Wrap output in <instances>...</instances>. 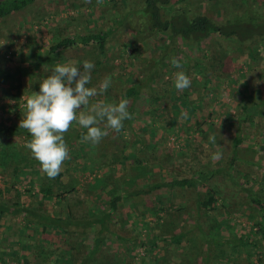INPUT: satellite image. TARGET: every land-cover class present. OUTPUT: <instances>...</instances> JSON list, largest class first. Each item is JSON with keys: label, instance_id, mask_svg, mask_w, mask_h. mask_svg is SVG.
Wrapping results in <instances>:
<instances>
[{"label": "rangeland", "instance_id": "1", "mask_svg": "<svg viewBox=\"0 0 264 264\" xmlns=\"http://www.w3.org/2000/svg\"><path fill=\"white\" fill-rule=\"evenodd\" d=\"M243 1H247V6L242 5ZM188 2L183 5L188 17L202 13L221 25L250 11H256L260 16L256 17L257 22L264 20V0ZM131 6L128 3V7ZM121 12V0H41L0 21V206L11 208L10 214L0 215L1 245L8 246L3 242L8 239L20 254L25 255L24 247L28 242V245L41 243L46 247L43 243L50 239L51 248L57 249L55 257H59L66 249L65 239H68V234L61 232L63 228H57L58 232L54 227L44 230V222L37 221L34 216L26 217L24 210L20 214L12 210L27 207L39 215L59 219H65L69 213L71 220L82 224L103 216L115 197L120 198L118 211L106 221L101 234L105 237L104 243L93 256L97 261L116 254L123 264H154L152 257H155V264H160L162 252L158 248L150 255L146 251L148 242L160 232L158 223L166 228L167 221L175 223L167 232L169 236L181 226L202 228L192 234L202 245L200 238L209 221L204 217L194 221L189 211L183 212L181 217L178 210L182 204H194L196 190L179 191L164 185L147 194L144 191L159 182L196 181L195 177L199 179L200 174L219 168L235 142L238 128L235 120L243 113L238 100L243 97L248 111L256 113L257 117L253 124L246 121L240 125L243 134L238 145L239 174L233 175L234 180H231L219 172L213 180L226 196L227 206L230 204L229 208L221 209L222 201H219L218 217L214 219L219 223L217 233L225 242L229 241L221 247L229 260L205 262L202 254L180 258L184 260L183 264H264V242L260 235H257L256 247L253 244L243 247L237 241L233 243L234 238L254 237L253 224L260 221V212H250L249 204L244 203L246 193L242 189L264 190L259 178L264 177V107L261 105L264 100V41L255 39L240 43L214 36L206 40L204 50L185 48L191 54L175 58L182 66L177 69L166 55L161 58V52L153 53L149 49L155 40L147 34L140 36V42H131L140 48L135 53L131 51L130 40L134 32L129 28L139 21V16L132 13L123 27H117L109 38L104 56H99L93 48L47 53L48 47L62 38L111 28L115 25L112 19ZM142 21L140 15V24ZM84 60L94 64L88 87L98 88L105 78L111 81L109 92L106 90L90 102L118 103L124 99L129 87L136 86L138 97L128 99V108H133L134 113L132 111V118L123 123L119 133L109 130L108 135L95 145L81 142V134L86 130L73 123L64 135L70 158L64 161L59 175L49 179L25 147V138L31 136L19 127L25 113L26 97L39 93L40 82L51 74L57 63H72L83 71ZM153 60L159 64L156 75L149 67ZM181 70L191 81L187 92L174 87L175 72ZM150 73L154 75L151 80ZM153 96L158 98L157 101H151ZM151 111L162 114L152 115ZM204 111L210 118L205 116L208 113H201ZM171 117L176 122H167ZM168 132H171L169 137L165 136ZM210 136H215L220 145L211 143ZM143 146L146 148L141 150ZM215 152H220L222 158L213 161L211 156ZM24 157L35 163L19 164ZM253 163H257L259 170ZM49 187L51 194L42 192ZM259 194L264 196V191ZM149 206L163 207L165 211L152 215ZM67 230L78 238L83 247L80 253L87 255L93 244V229L72 225ZM177 233L178 230L173 234ZM119 235L126 240H115L114 237ZM18 239L22 242L18 243ZM174 250L178 255L188 253L179 248ZM10 260L12 263L15 258ZM59 262L60 259H56L48 264H63Z\"/></svg>", "mask_w": 264, "mask_h": 264}, {"label": "trees", "instance_id": "2", "mask_svg": "<svg viewBox=\"0 0 264 264\" xmlns=\"http://www.w3.org/2000/svg\"><path fill=\"white\" fill-rule=\"evenodd\" d=\"M39 1L41 0H0V21H5L10 16L22 12L27 7ZM128 3L132 4L131 8L128 7ZM185 3H189L188 0H121V8H123V12L118 14L116 18L112 19L115 21V27L112 26L107 30H99L98 32L91 34L62 38L52 43L48 47L47 53L49 55H53L60 51L93 48L99 53V56H104L106 44L108 43L109 38H111L113 32L116 31L117 27H123L124 23L128 21L127 17L132 13H136L137 17L139 16V21L137 22V24L129 28L131 32H134V37L130 40V45L132 47L131 51H133L134 53L137 52L140 48H137V46H135L131 42H136L137 40H139L140 42V36L145 34H147L150 39L152 38V40H155L153 44L150 43L151 46L149 47V49H151L153 53L161 52V58L165 57L166 55L167 60L172 58H179L180 55L188 57V55L191 54L188 49L192 50L193 48H197L198 50H204L206 40L213 38L214 36L220 40L227 41L234 39L240 43L255 39L264 41V20L257 22L256 17L260 16L256 11L245 12V14L240 15L234 19H229V21H226L225 24L221 25L215 22L212 17H209L202 13L194 14L188 17L186 11L183 8V5ZM247 4V1L242 2V5L244 6H247ZM140 15L143 19L141 24ZM238 18H240V20H238L240 23H238V21L236 20ZM148 42H146V44ZM125 45L127 47L130 46L129 44ZM185 48H188L187 51L184 50ZM169 63L170 62H168V64ZM158 65L159 64H157L154 60L149 65L150 69L153 70L154 75H156L158 71ZM153 74H149L150 80L153 78ZM186 89H184L185 92H187ZM107 90V92H109L110 89L108 88ZM138 95L139 89H137L136 86L129 87L124 93V99H136ZM151 99V101L155 102L158 98H154L153 96V98L151 97ZM185 103L189 105L187 101ZM238 105L241 106L243 113L237 120H235V124L238 125L235 133V142H233L231 148L232 150L230 151L226 161L221 163L222 165L219 168L212 169L210 170V172L204 175L200 174V180L195 177L196 181L194 179H181L172 181L167 184H161V182H159V184H151L149 189L144 191V193L147 194L152 190H157L158 188L163 187L164 185H167V187L169 188H177V190L179 191L186 188H191L194 191L196 190V198L194 204H182L178 207V210L181 213V217L183 216V212L187 213V211H189L188 214L192 215L194 221H198V219H200L201 217H204L209 221V225L206 227L207 230L204 232L203 237L200 238V241L203 243L202 245L198 242L199 239L196 238V236H192L194 230L200 231L202 228L199 229L198 226H192L190 229H187L181 226L179 227V229H176L179 233L173 234L176 232L175 230L169 236L167 235V232L169 233V231L172 230L175 226L174 221H167L165 224L166 228H163L158 223L160 232H158V234L151 238V240L148 242L146 254L150 255L158 248V251L162 252L159 257L161 260L160 264H183L182 262L184 260L180 257H197V255L199 254H202L204 256L205 262H209L213 259H216L217 261L219 259L225 261L229 260V257H227V252L221 248L224 243L229 241L225 242L224 238L220 237L219 233H217L219 223L214 219L218 217L216 216V212L219 209V201H222L221 209L229 208L230 204L229 206H227L228 204H226V196L221 194L218 185L213 180L216 175H219V172L223 173L231 180H234L233 175L239 174V163L241 161V158L239 156L238 145L241 143V135L243 134V129L240 125L246 121H250L253 124L254 120L257 117V114L250 113L248 111L246 100L243 97L238 100ZM261 105L264 107V100H261ZM128 111L130 115H133V108L129 107ZM152 112V115H154L155 113H157V115L162 114L160 111H151V113ZM201 113L205 115L208 112L204 111ZM205 116H208L210 118L209 113ZM153 119H155L154 116ZM170 120H174V122H176L175 118L172 117L167 122H169ZM128 121L129 119L125 120L124 122ZM232 123L233 122H231L230 124L232 125ZM255 125L257 126V124ZM217 131L219 132V129H217ZM170 133L171 132L166 133L165 136L169 137L171 135ZM25 139L26 141H29L31 138L26 137ZM65 141L67 142V140ZM216 143L220 145L219 141H217ZM145 148L146 147L143 146L141 147V150ZM152 149L154 151L155 147H153ZM222 150L224 151L225 148H223ZM168 161L166 163H168ZM140 162H142V160H140ZM18 163H23L24 166H28L34 164L35 162L24 157ZM252 165L255 166L257 170H259L257 163H253ZM243 177H246V175H243ZM259 178L262 179L261 185L264 186V177L259 176ZM51 191L52 190L50 189V187L42 189V192L45 194H51ZM242 191L243 193H246L245 199L243 200L245 204H249L248 207L250 208V212H256V210L260 212V221H256L255 224H253L252 234L254 237L251 238L250 236H246L244 238H234L235 241L233 239L231 240H233V243L237 241V243L243 247L250 246L252 244L255 246L256 241L259 240V238H257V235H260V240L264 242V196H261L259 194L260 191L263 192L264 190L259 189L258 191L253 192L251 189H242ZM134 194H137V192ZM119 199V197H115L109 202L108 208L105 211L106 213L103 216H101L100 218L91 219L87 222H83L82 224L71 220V216L69 215V213H67L65 219H59L39 215L37 212L34 213L33 211H29L27 207L14 208L12 211L16 212V214H20L24 210L25 215H27L26 217L34 216L37 221L39 220L41 222H44V230L46 229V227H54V229H56V231L58 232L59 227H62V234H68V239H65L66 249L60 254L59 257H55V254H57V249L55 250V248H51L52 242L50 239H47V241L43 243L46 244V247L45 245H41V243L36 245L33 244V246L28 245L30 244L28 242L24 247L25 255H22L18 252V250H16L15 247H13L14 243L12 244L8 242V239H6L3 242H6L8 246H5L4 243L1 245L2 242H0V264H48L54 262L56 259H60L59 263L63 264H93V261H96L97 264H123V260L118 258V255L116 254H114L112 258L107 260L101 259L97 261L93 257L95 253L101 249V244L104 243L105 237L101 234L106 227V221L111 220V215L118 211L117 202L119 201ZM242 203L243 202H241L240 204ZM10 210L11 208L7 206H0V215L10 214ZM152 210V215H158V213L165 211L163 207L155 208V206L152 207ZM212 218L213 222H211ZM72 225H83L85 227L90 226L93 229V244L92 246H90V252H88L87 255H83V253H80V250L83 247L80 246L78 238H74L73 235H70L71 232L67 230L68 227ZM114 239L123 240L124 238L119 235L115 236ZM81 241H83V239H81ZM21 242L18 239V243ZM168 244H170V246H168ZM164 246L167 248H164ZM85 247L87 248V246ZM174 248H179L183 252L184 250H187L188 253L184 252L180 255L175 254L177 250H174ZM164 250L165 252H163ZM260 255L258 257H260ZM11 257L15 258L12 263H10ZM177 258H180V260L177 261ZM257 260H261V258H258ZM152 261L155 264V257H152Z\"/></svg>", "mask_w": 264, "mask_h": 264}, {"label": "clouds", "instance_id": "3", "mask_svg": "<svg viewBox=\"0 0 264 264\" xmlns=\"http://www.w3.org/2000/svg\"><path fill=\"white\" fill-rule=\"evenodd\" d=\"M170 62L174 68L182 67L175 58ZM93 67L89 60L83 61V71L72 63H57L51 74L40 82L39 93L26 97L25 113L19 127L30 134L31 139L25 147L49 179H55L64 161L70 158L64 135L73 123L86 130L81 134V142L95 145L108 135L109 130L119 133L123 122L132 118L127 99L122 98L118 103L90 102L91 98L102 95L111 83L105 78L98 88L88 87ZM190 84L184 71L175 72L174 87L178 91ZM208 139L216 143L215 136ZM221 158L220 152L211 156L213 161Z\"/></svg>", "mask_w": 264, "mask_h": 264}]
</instances>
